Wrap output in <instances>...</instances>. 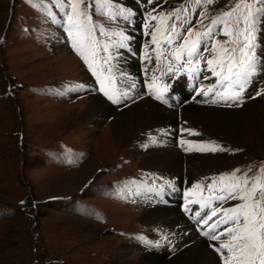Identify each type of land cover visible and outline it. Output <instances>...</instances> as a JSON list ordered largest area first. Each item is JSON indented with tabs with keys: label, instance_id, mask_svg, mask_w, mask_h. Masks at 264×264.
Instances as JSON below:
<instances>
[{
	"label": "rangeland",
	"instance_id": "obj_1",
	"mask_svg": "<svg viewBox=\"0 0 264 264\" xmlns=\"http://www.w3.org/2000/svg\"><path fill=\"white\" fill-rule=\"evenodd\" d=\"M121 1L111 0V7L105 0H86L81 5L91 17L88 26L93 29L86 41L88 47L81 48L88 59L85 63L76 49L64 47L70 40L66 30L67 14L72 12L70 0H60L66 7L56 6L53 0H0V264L169 262L189 245L185 242L188 233L161 221H150L148 212L157 207L209 241L219 264H224L227 249L223 254L216 249L227 237L210 238V225L223 213L208 218L213 208L239 201L209 200L221 194L218 189L222 184L232 182H220L218 178L239 170L236 175L247 177L251 187L254 177H264V5L243 0L260 9L253 10L254 59L241 79L243 92L238 99L226 101L227 82L213 75L207 64L213 54L205 52L203 44L202 55L193 58V62L200 61L196 65L199 71H187L191 65L186 54L177 61L170 53L183 42L189 27L194 33L207 31L213 17L231 11L241 0H200L199 4L196 0H154L151 7L157 19L148 31H138L139 37L123 32L120 19L128 11ZM176 10L179 20L173 15L161 22V13ZM201 14L205 18L197 23ZM173 23L181 38L169 45L165 41ZM157 27L158 43H154L150 33ZM238 27L244 28L242 18ZM235 28L230 24V30ZM55 32L64 33L59 37ZM223 32L224 25L219 23L211 37L205 38L209 46L219 42L215 55L220 58L222 49L231 47L224 43L229 37ZM59 38L60 42H51ZM191 39L195 40V35ZM213 66L220 71L218 64ZM95 75L99 92L107 98L104 100L119 112L143 96L156 94L157 87L167 86L162 99L153 98L160 105L178 98L173 102L178 106L193 104L183 109L187 111L199 106L239 112L235 123L242 125L233 130V137L226 133L214 137L212 130L207 132L211 135L205 134L211 129L208 126H191V121L178 116L177 124L168 125L166 131L172 133L181 153L188 155L203 145H215L223 150L198 151L205 156L218 155L221 161L215 164L218 169L214 173L198 177L187 175V169L179 173L158 170L143 162L151 151L149 138H155L152 132L129 121L112 131L107 126L111 117L99 125L85 121L92 94H82L81 81ZM239 90L240 85H233L228 96ZM198 96L202 100L196 101ZM190 114L194 116V112ZM196 137L201 141L194 140ZM214 180L217 191L211 192L207 185ZM197 184L201 188H196ZM225 227L228 225L216 228V234Z\"/></svg>",
	"mask_w": 264,
	"mask_h": 264
},
{
	"label": "snow or ice",
	"instance_id": "obj_2",
	"mask_svg": "<svg viewBox=\"0 0 264 264\" xmlns=\"http://www.w3.org/2000/svg\"><path fill=\"white\" fill-rule=\"evenodd\" d=\"M85 2L86 0H70L72 12L67 14L68 27L66 30L69 39L72 40V47L85 59V63H88V59L81 48L88 47L86 41L91 36L93 29L88 26L91 23V17L88 16L87 10L81 8V5L85 4ZM208 2H211V0H208ZM257 2L264 5V0H257ZM53 3L58 7H66V5L60 3V0H53ZM153 3L154 0H148V4ZM196 3L199 4L200 0H196ZM105 5L111 7V0H105ZM254 9L260 11V9L255 8V3H244L243 0H241L231 11H222L221 15L213 17L207 31L194 33L193 28L189 27L187 29V34L182 37L183 42L180 43L175 52L170 53V55H173L174 58L179 61L186 54L188 57L187 64L191 65L187 68V71L190 73L199 71L196 65H198L200 61L195 60V62H193V58L202 55L200 47L203 44L204 51L213 54V58L207 59V64L211 68L213 75L221 76V82L223 83L226 81L228 88H232L233 85H240L239 92H233L230 96L226 95L223 98L225 100L238 99L240 93L244 90L241 79L250 70V66L254 59L252 52V41L254 40L253 25L255 23L253 15ZM237 12H240V16L238 17L235 16ZM128 13L130 15L131 11L128 10ZM178 13L179 10L169 12L168 14L161 13V22H165L167 18L173 15H175L176 20H179L180 17ZM121 14H123V10ZM149 18L152 20L157 19L152 12H149ZM204 18V14H201V20L197 21V23H202ZM241 18L244 21V28L242 29L238 27ZM125 19H127V16H125ZM184 23H190V21L185 20ZM219 23H223V34L229 37V40L224 43L226 45H231V47H224L222 49L224 53L222 58L215 55L219 42L211 44V46L205 42V38L211 37L212 29ZM230 24L236 26L234 31L230 30ZM159 31L160 28L157 27L155 31L150 33L154 43H158L157 33ZM193 35L196 37L195 40L191 39ZM241 36H243L242 41L240 39ZM180 38L181 34L177 31L176 24L173 23L172 32L166 38L165 42L172 45ZM78 43L80 47H78ZM157 58L159 59V54ZM214 63L218 64L220 71L216 70V67L213 66ZM101 91H104L103 83L101 84ZM164 91H167V86L157 91L156 98L162 99V93ZM208 91H212V89H208ZM208 91L203 92V94L207 95ZM105 95H108V93L105 92ZM109 99H113V96H109ZM212 102L215 103L216 101ZM185 150L189 151L190 149ZM198 150L219 151L223 149L215 145H203ZM237 171L239 170H235L230 176L228 174L220 176L218 178L220 182L226 179H230L232 182L222 184L218 189L221 194H216L209 198V200L215 199L217 201H239L235 206L224 207L223 204H221L213 208L212 216L208 218L209 220L217 216L218 213H223V215L210 225V229L213 232L210 238L212 240H221L222 237H227V240H221V243L216 249L218 252H222V254L223 250L227 249L224 264H257V262H259V264H264V177H254L251 187H248L249 179L247 177H238L236 175ZM216 182L217 181L214 180L213 184L207 185V188L211 192L217 191V189L214 188ZM195 187L201 188V185L197 184ZM203 206L204 205H202V207ZM197 215H199V213H197ZM201 219L203 220V217ZM203 222L208 224L207 220H203ZM220 225H228V227H225L223 231L216 234L215 229L219 228Z\"/></svg>",
	"mask_w": 264,
	"mask_h": 264
},
{
	"label": "bare ground",
	"instance_id": "obj_3",
	"mask_svg": "<svg viewBox=\"0 0 264 264\" xmlns=\"http://www.w3.org/2000/svg\"><path fill=\"white\" fill-rule=\"evenodd\" d=\"M157 88L158 89L156 90V93L157 91L161 90L159 87ZM229 89L230 88H228L227 96L229 93ZM155 96L156 94L154 92L151 94V98L143 96L138 101H135L134 104L128 109L119 112L116 109L112 108V106H110L109 103H107L103 98L99 97L98 95L93 96L92 94L90 97L91 103L88 105V108L84 113V118L85 121L87 120V122L89 123H97V125H99L100 123L107 121V117H111L112 121L106 123L108 124L107 126H110L112 131H117L119 128L126 126L127 124H125V122L129 121V123H131L135 127L141 126L145 131L149 130L150 132H152L155 138H149V147L151 148V151L144 158L143 162H146L147 165L155 166V168L158 170L166 171L167 173H179L180 171H182V169H187V175L192 174L197 177L205 174L214 173L218 169V165L216 166L215 164H217L218 161H221V157L213 154H211V156L201 155L197 148L192 154L185 155L181 153L182 150L178 147L179 145L177 146V144H175L176 139H173L174 137H172V133L169 132V129L168 131H166V127L168 125L177 124V118L178 116H181V118L187 119L188 122L191 121V126L195 124H201L202 126L205 125L211 128L210 130L206 128L208 131H205V134H207V132L209 131L211 132L212 130L214 131V135H216L214 137L224 135L225 133L229 134L228 137H233V130L240 129L242 125L239 122L235 123V121H237L236 114L239 112L235 113L229 112L230 110L226 109H218L213 107L203 108L199 106H193L192 110L187 111L183 109L193 104L183 103L181 106H178V104L173 103L174 101H178L177 98L173 101L170 100V103L168 105H163L160 101V105L155 99V101L153 100ZM224 96H226V94ZM198 98L199 100H202L199 96L196 97L195 100L199 101ZM180 107L183 108L181 109ZM190 111L194 112V116L190 114ZM201 112L208 115V117L201 115ZM154 123L156 124V126H153ZM149 126H151V128ZM196 128L204 131L202 127L196 126ZM198 137L194 139L198 140L197 142L201 141V138ZM217 139L219 140V138ZM220 140L223 141L222 139ZM184 160L186 161V163H184ZM181 163L183 167H181ZM231 203L232 202H230V206H235V204L231 205ZM157 208L151 211L149 210L150 212H148V219L150 221L164 222L169 227H176V230L178 232H184V230H186L188 234L186 238H184L186 244L188 243L189 245L181 249L180 254L177 256L179 258L174 257L169 262L167 261L168 263L165 261L161 262V260L149 259L148 264H219V258L214 253V251L211 250L209 246V241L193 233V229H189L190 226L185 225L183 222L180 221V219L174 218V220L167 210L161 209L159 207ZM190 236L192 238H190ZM131 264L133 263L131 262Z\"/></svg>",
	"mask_w": 264,
	"mask_h": 264
},
{
	"label": "crops",
	"instance_id": "obj_4",
	"mask_svg": "<svg viewBox=\"0 0 264 264\" xmlns=\"http://www.w3.org/2000/svg\"><path fill=\"white\" fill-rule=\"evenodd\" d=\"M121 2H124V3H128V1L124 0V1H121ZM65 47V46H64Z\"/></svg>",
	"mask_w": 264,
	"mask_h": 264
}]
</instances>
